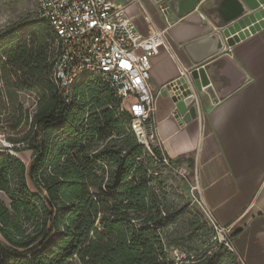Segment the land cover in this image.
<instances>
[{
    "label": "trees",
    "instance_id": "16d2710c",
    "mask_svg": "<svg viewBox=\"0 0 264 264\" xmlns=\"http://www.w3.org/2000/svg\"><path fill=\"white\" fill-rule=\"evenodd\" d=\"M37 22L40 43L19 42L9 54L10 87L0 98L8 143L0 153V264H176L161 237L173 216L150 165L166 166L161 148L150 154L139 145L130 115L99 79L84 77L69 98L58 95L51 34ZM26 93L37 96L32 114ZM25 151L28 166L19 157Z\"/></svg>",
    "mask_w": 264,
    "mask_h": 264
},
{
    "label": "crops",
    "instance_id": "0c3cea01",
    "mask_svg": "<svg viewBox=\"0 0 264 264\" xmlns=\"http://www.w3.org/2000/svg\"><path fill=\"white\" fill-rule=\"evenodd\" d=\"M111 1L125 6L143 36L153 28L167 31L181 19L171 8L172 0ZM202 2L207 3L205 15L215 31L234 18L231 0ZM169 38L181 64L195 66ZM222 55L235 62L246 81L216 102L204 92L195 94L197 115L187 123L175 116L173 88L162 89L178 75L173 60L164 51L151 59L148 83L155 99L156 143L176 170L191 171L192 164L211 222L230 229L241 264H264V28L232 47L225 45L201 64ZM219 69L222 85H234L229 66Z\"/></svg>",
    "mask_w": 264,
    "mask_h": 264
},
{
    "label": "built area",
    "instance_id": "2783aa9c",
    "mask_svg": "<svg viewBox=\"0 0 264 264\" xmlns=\"http://www.w3.org/2000/svg\"><path fill=\"white\" fill-rule=\"evenodd\" d=\"M35 1L37 15L51 34L55 52L51 81L58 95L69 98L84 77L99 79L114 90L121 109L131 117L137 142L151 154V146L157 144L155 99L148 83L151 59L164 51L177 68V77L163 90L199 67L181 64L166 30L153 28L147 36L139 34L124 5L111 0ZM161 162L170 166L166 156ZM213 225L225 250L235 254L230 229Z\"/></svg>",
    "mask_w": 264,
    "mask_h": 264
},
{
    "label": "rangeland",
    "instance_id": "374dc122",
    "mask_svg": "<svg viewBox=\"0 0 264 264\" xmlns=\"http://www.w3.org/2000/svg\"><path fill=\"white\" fill-rule=\"evenodd\" d=\"M35 0H0V98L4 99L9 86V54L20 45L40 43L42 26L37 22ZM39 25V26H38ZM46 69L50 63V51L46 52ZM14 57V55H10ZM35 60L30 64L33 65ZM44 63V62H43ZM3 101V100H2ZM24 106L34 113L37 96L26 93L22 98ZM8 143L0 136V153ZM19 157L28 166L31 152L25 151ZM152 174L161 186L164 207L173 220L162 231L167 258L176 264L189 263L201 257L218 261L220 264H241L233 253L225 250L222 238L211 222L210 215L202 201L194 172L172 169L150 162ZM0 199L4 196L0 193Z\"/></svg>",
    "mask_w": 264,
    "mask_h": 264
},
{
    "label": "water",
    "instance_id": "95a60500",
    "mask_svg": "<svg viewBox=\"0 0 264 264\" xmlns=\"http://www.w3.org/2000/svg\"><path fill=\"white\" fill-rule=\"evenodd\" d=\"M201 0H172L171 8L181 18L168 28L167 33L189 57L197 70L173 84L172 100L175 104V116L181 117L182 123L195 119L197 115L195 97L204 92L212 102H216L246 81V75L228 56L222 55L206 64H201L225 47H232L239 41L264 28V0H231L234 6V18L225 24L218 25L215 31L208 21L206 2ZM199 4V10L196 9ZM228 24V25H227ZM229 66L228 72L235 83L225 88L221 82L220 69ZM202 66V67H200ZM188 108V109H187Z\"/></svg>",
    "mask_w": 264,
    "mask_h": 264
}]
</instances>
